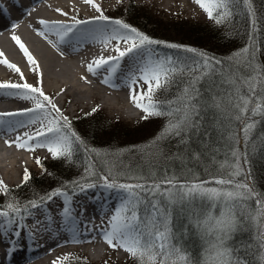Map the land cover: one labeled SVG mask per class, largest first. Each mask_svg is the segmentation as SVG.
Returning a JSON list of instances; mask_svg holds the SVG:
<instances>
[{
  "label": "snow or ice",
  "instance_id": "obj_1",
  "mask_svg": "<svg viewBox=\"0 0 264 264\" xmlns=\"http://www.w3.org/2000/svg\"><path fill=\"white\" fill-rule=\"evenodd\" d=\"M90 5L98 15L90 21L71 18L70 24L59 21L49 22L41 20L39 23L44 26L46 31L37 34L46 37L47 32H54L59 41L70 34L78 25L98 22L96 27L88 31V35L94 40L102 43L107 48L115 42L114 51L116 55H108L94 58L87 65V71L93 75H98L105 71L106 75L101 83L109 84L110 79L115 76L121 68V61L125 57H131L133 66L123 74V80L129 88V100L135 107L144 112V119L149 116H159L165 114V104L163 101L155 99L158 91L170 86L177 73L199 72L193 75L175 101H168L166 107L167 114L173 119L169 120L164 129V135L174 134L182 136L185 133L196 134L200 132V104L201 95L196 84L203 79L210 67V60L204 53H197L203 63L193 66L174 61L171 58L160 59L158 56L152 58V51L148 47L158 44L149 36L140 32L137 28L120 19H111L106 16L99 4L95 0H83ZM243 2L249 6L250 0H193V3L206 14L207 18L216 23H223L233 15L234 7ZM16 6L17 0H11ZM61 15L67 16L68 13L57 9ZM7 9L0 5V20L8 19ZM16 25H13L15 28ZM13 41L18 45L20 51L26 57L30 70L39 71V64L19 37L13 35ZM53 44L56 47L57 44ZM124 47L121 49L120 45ZM171 48L181 47L175 44L167 45ZM186 51L196 52L195 49L188 48ZM249 50L245 48L242 53ZM61 55L63 53L61 52ZM236 55H240L237 53ZM4 53L0 52V57ZM254 59V57L252 58ZM216 63H221L216 61ZM0 64L6 65L9 69L19 73L17 65L10 63L6 58L0 59ZM250 72H241L237 75L229 70L221 76L220 84L217 87L227 89L223 93H216L208 97L206 103L215 107L221 115L229 120L242 122L241 131L244 133L247 142L249 134L254 130L257 116L264 118V69L253 66L251 60L246 65ZM23 80V74L21 73ZM85 82H89L87 77L81 76ZM42 80L37 81L40 85ZM147 86V87H145ZM140 89V91H137ZM64 89H61L63 92ZM0 95L30 101L32 107H26L18 111L0 112V131L12 133L20 128H29L30 131L16 135L13 140H5L6 146H15L17 150L35 151L36 149H46L52 159L68 158L71 159L76 145H83L81 138L71 130V123L67 116L63 115L60 108L53 102L40 86H34L27 82L13 83L0 82ZM173 105H178L173 107ZM97 109L93 108V112ZM14 117H22L14 119ZM261 122H264L262 120ZM207 143V142H205ZM207 150V149H206ZM231 150L232 163L227 167L231 170L227 176L214 178L213 183L218 187H206L207 182L200 183H178L174 176H165L163 180L148 183H119L108 175L99 176V183L89 182L86 178L83 181H73V192H85L88 189L99 187L104 192L111 193L117 190L116 196L120 203L115 206L107 216V224L99 230L101 239L113 250L122 249L138 264H189L187 254L173 242L174 237L171 229L170 212L165 207L177 201L183 203L185 200H195L197 198L208 199L218 202L221 208L220 217L212 220H205L204 223L212 228L215 242L211 246L205 264H246L235 250L228 247L226 241L230 234L236 230L237 225L245 218L247 204L254 201L257 215L248 214L247 219L255 221L260 227L257 229V244L264 249V195L257 193L252 186L245 180L240 181L237 177L244 174V165L249 163L246 154L242 157L235 150ZM86 151H91L86 149ZM202 153H193L192 158L199 160ZM35 162L38 166L42 165L40 158L36 157ZM221 164V168H225ZM111 174V173H110ZM94 175L92 166L85 169V176ZM29 171L25 168L23 182L30 180ZM137 180H145V177H135ZM166 185V187H165ZM0 188L7 192L4 182L0 180ZM68 192L63 188H57L45 196L40 201H29L21 206L18 203H9L0 208V217L5 218L4 223H0V228L7 231V226L14 223V218L21 213H30L31 209L39 211L42 204L52 201L56 197H64L62 215L73 220V232L78 230L75 223L74 209L71 207V200ZM99 195V194H97ZM93 196V200H95ZM108 197H104L106 201ZM11 217V218H10ZM40 224V221L36 222ZM17 237H22L21 232H15ZM16 247H23L22 239L14 241ZM60 260L66 257L58 258ZM53 264H57L53 261Z\"/></svg>",
  "mask_w": 264,
  "mask_h": 264
},
{
  "label": "trees",
  "instance_id": "obj_2",
  "mask_svg": "<svg viewBox=\"0 0 264 264\" xmlns=\"http://www.w3.org/2000/svg\"><path fill=\"white\" fill-rule=\"evenodd\" d=\"M243 6V2L237 4L233 15L223 23L211 20L205 26L172 27L174 36L182 37L196 53H204L210 60V67L205 70L207 75L196 84L202 98L198 117L199 133H185L182 136L163 134L169 120L173 119L167 114V102L177 100L193 75L200 74L185 70L177 73L170 86L155 95V99L165 104L164 115L141 121L131 128H121L117 122L112 125L91 116L92 119L86 125L80 130L76 129L74 132L81 138L83 145L75 146L71 159H53L46 164L50 168L52 183L55 184L45 194L57 188L73 189V181H83L85 178L89 182L97 181L101 175L128 183H151L163 180L166 175L174 176L178 183L204 182L222 175L227 176L231 170L227 165L232 163L230 149H235L242 157L246 154L249 161L244 165V174L237 179L246 180L257 193L264 195V122H261L264 118H254L257 123L246 142L241 131L242 122L225 118L215 107L206 103L209 96L226 91L227 85L217 87L222 74L229 70L237 75L251 71L246 67L251 55L254 57L251 63L264 69V0H250L251 13L248 5V10ZM134 8L130 4L125 16L129 21L132 20V26L141 30L138 21L146 17L136 13ZM252 16L256 20L255 24L252 23ZM146 25L151 26L147 35L156 41H160V38L167 41L166 37H171L162 33L159 25L154 27L155 23L151 20H144V26ZM245 48L249 51L242 53ZM165 51L167 55L171 53L172 60L189 66L203 63L198 54H187L179 50ZM237 53L240 55H236ZM175 106L178 105H173ZM194 152L202 153L199 160L192 158ZM221 164H225V168H221ZM89 165L92 166L94 175L86 177L85 169ZM140 176L145 177V180L135 179ZM28 186L35 187L34 177ZM24 188L20 186L13 191L20 196L24 193ZM253 206L254 201H249L245 218L238 223L226 244L246 264H261V248L254 241L255 233L251 221L247 219L249 209ZM165 207L170 212L173 242L187 254L189 264H205L206 259L210 258L208 253L215 236L212 228L204 221L212 220L214 223L213 218L220 217L219 203L197 198L183 203L165 202Z\"/></svg>",
  "mask_w": 264,
  "mask_h": 264
},
{
  "label": "bare ground",
  "instance_id": "obj_3",
  "mask_svg": "<svg viewBox=\"0 0 264 264\" xmlns=\"http://www.w3.org/2000/svg\"><path fill=\"white\" fill-rule=\"evenodd\" d=\"M75 3H78V5L74 6ZM80 4L82 6L85 3L83 0H17L16 6H14L11 0H0V5H3L9 14L7 20H0V52L4 53V56L0 57V59L6 58L10 63L17 65L20 69V72L17 73L9 69L6 65L0 64V82H27L34 86L42 87L45 94L54 92L57 96L61 95L64 101L68 100L77 105L79 103L86 104L87 100L94 101L95 99H101L111 109H127V111L134 112V108L131 107L132 109H128L133 103L129 100V88L124 80L119 78V81H116L115 75L110 79L109 84H104L101 81L106 75L105 71H101L98 75H93L87 71L88 63L94 58L116 55L113 47L115 45L114 41L105 48L102 43L94 40L87 34L89 30L96 27L98 22L91 21L90 23L78 25L80 30L71 40L64 39L63 41H59V37L54 32H51V35L47 32L46 37L37 34L38 32L46 31L44 26L39 23L41 20L49 22L59 21L64 24H70L71 19L61 15L56 10L61 9L66 13L72 9L74 11H82L83 9L80 7ZM87 6L91 7L90 5ZM91 18L90 15H87L83 19H77L90 21ZM13 25H16V27L13 28ZM13 35L19 37L37 60L39 64L38 72L30 70L26 57L12 39ZM57 41L59 43L56 47H53V44L57 43ZM120 47L123 49L124 45L121 44ZM61 52L63 55H61ZM132 66L133 62L127 64V69ZM21 73L24 77L23 80L21 79ZM81 76L87 77L89 82L82 80ZM38 80H42L40 85H37ZM61 89H64V91L61 92ZM104 92L108 95H101ZM75 96L80 97V100H74ZM54 103L61 110L59 101H54ZM26 107H32L30 101L0 95V112H14ZM21 118L14 117V119ZM26 131H30V129L20 128L12 133L0 131V175L2 176L0 179L13 177L16 172L28 164V152L25 150H17L15 146H6L4 142L5 140H13L17 134ZM5 148H12L11 155L1 153ZM112 195L104 193L103 196L108 197V199L101 201L100 208H97L95 211H90L88 213V219H77L76 225L80 227L78 228L80 231L73 232L72 230L69 241L58 243L61 249H66L61 258L66 257L68 247L72 245L91 247L94 255L100 250L105 251L106 243L97 244L91 232L87 229L91 223L88 221H93L97 225L100 224L99 217L104 211L109 209ZM79 215L80 212L78 211ZM56 217L55 214L46 212L44 221L40 223L43 230H46L50 235L54 234L57 230L67 228V225L54 224L53 221ZM70 226L73 228L72 225ZM27 239L30 240L32 238L27 236ZM56 249L57 246H51L50 248L41 250L36 256L29 257L19 264H49L54 259L53 252H58ZM1 252L2 242L0 240V255ZM0 264H4V262L0 260Z\"/></svg>",
  "mask_w": 264,
  "mask_h": 264
},
{
  "label": "rangeland",
  "instance_id": "obj_4",
  "mask_svg": "<svg viewBox=\"0 0 264 264\" xmlns=\"http://www.w3.org/2000/svg\"><path fill=\"white\" fill-rule=\"evenodd\" d=\"M95 3L99 4L102 8L104 14L108 16L111 19H120L124 22L131 25L132 20H128L125 16V11L127 7L130 4H133L136 10L135 12L138 14H141L146 17V19H139L138 22H140V32L147 35L149 32V28L151 26L146 25L144 26V20L148 21L151 20L155 23L154 27H157L158 25L163 30L162 33H164L167 36V41L162 40L160 37V43L150 45L148 46L152 51V58L159 57L160 59L164 58H171V53L167 55L166 50H172L173 52L175 50H179L181 52L197 55L196 52H189L186 51V49L191 48L189 47V42L182 40L183 38L180 36H174V32H172L174 26H188L192 25L194 27H198V25L205 26L208 24L207 22H210L211 20L207 18L206 14L196 5L193 3V0H95ZM75 5H78V3H75ZM80 7H82V11L74 9L70 10L68 12V15L65 16L66 18L71 19L73 16L79 19L85 18L87 15H90V17H94L98 15V13L95 12V10L92 7H88L86 4H83ZM243 8L245 10H248L247 6L244 4ZM249 13L251 11L249 10ZM64 16V15H63ZM252 23H256V20L252 16ZM132 26V25H131ZM134 27V26H133ZM158 31V30H157ZM148 36V35H147ZM164 38V37H162ZM169 44H175L181 47L177 48H171L167 45ZM159 48V49H158ZM192 49V48H191ZM131 58V57H130ZM250 60H252V55L248 57ZM253 66H256L254 63ZM147 87V86H145ZM140 91V89H139ZM47 95L52 98L54 101H59L61 111L63 115L67 116L70 123H71V130L75 131L76 129L80 130L83 125H86L93 117H97V119L103 120V122H108L115 124L116 122L120 124L119 127L123 128H131L132 126L136 125L137 123L149 120L153 118L154 116H149L147 119H144V112H142L140 109L135 107L134 105L129 106V110L134 108V112L127 111V109H111L107 107L101 99H95L94 101L87 100L86 104L79 103L74 104L71 101H64L62 96H57L54 92H49ZM103 96H107V93L101 94ZM74 100L79 101L80 97L78 96L74 97ZM132 107V108H131ZM93 108H96L97 110L93 112ZM7 135V133H5ZM28 152L29 162L27 165L22 167L18 172L15 173L13 177H8L7 179L3 178L0 179L4 182V186H6L7 192L5 193L4 188H0V208H3L5 205L12 203V204H19L21 206L27 204L29 201H33L34 199H37L38 197L42 196L47 190H49L54 184L52 183V175L49 172V169L47 167V163L52 161L53 159L51 156L47 153L46 149L39 148L35 151H26ZM1 153H6L8 155H11L12 148H5ZM40 158L42 165L38 166L35 162V158ZM25 168L30 173V180H35V187L28 186L30 183V180L26 183L23 182V174ZM0 178L2 176L0 175ZM219 178V177H216ZM238 178V177H237ZM214 179V178H213ZM213 179L206 180L204 182H207L205 184L206 187L214 188L218 187L215 183H213ZM239 180V179H238ZM241 181V180H240ZM203 182V181H202ZM243 182V181H242ZM192 183H200V182H189L187 184ZM133 184V183H132ZM24 186L25 190L22 195L16 194V191H13L17 187ZM28 186V187H27ZM54 190V189H53ZM68 192V198L71 200L72 204L75 203V195L72 194V189L69 190V188L64 189ZM64 197H56L52 200V204L56 203L57 206V212L63 211L62 205H63ZM75 210V209H74ZM76 210L74 211L75 215ZM249 213L253 216L257 215L255 207L249 209ZM25 213H21L20 215L15 216L14 223L9 227L5 225L7 228V231H5L3 228H0V231H2L6 238L11 237V235L17 231H25V229H28L27 227L31 224V219L29 216H25ZM248 214V213H247ZM11 218V217H10ZM5 218L0 217V223H4ZM250 224L252 226V229L254 231V241H256L257 237V229L260 227L255 221L250 220ZM106 225V224H105ZM104 225V227H105ZM261 230H264L262 228ZM215 242V241H214ZM77 251H70L67 250L66 258L60 260L58 258H61L64 254V252H53L54 259L49 263L53 264V261H56L57 264H136L137 261L133 258H131L126 252L122 251H116V256L114 254V250H108L105 254H93L92 248L88 247L86 253L82 249H76ZM261 258L263 259L261 264H264V249H261Z\"/></svg>",
  "mask_w": 264,
  "mask_h": 264
}]
</instances>
